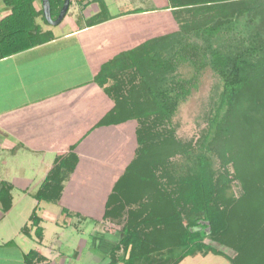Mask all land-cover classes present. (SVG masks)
<instances>
[{
    "label": "trees",
    "instance_id": "trees-1",
    "mask_svg": "<svg viewBox=\"0 0 264 264\" xmlns=\"http://www.w3.org/2000/svg\"><path fill=\"white\" fill-rule=\"evenodd\" d=\"M3 1L12 13L0 24V58L5 52L11 54L54 39L51 31H44L36 23L40 16L48 25L42 10H34L35 0ZM256 1L168 0L181 29L201 35L210 31V24L218 22L220 27L221 22H232L219 3H246L245 9L252 13L261 5ZM93 2L99 11L88 19V27L111 18L103 0ZM49 3L51 18L56 19L63 0H49ZM6 27L9 33L2 40ZM150 43L147 40L142 47ZM170 48V55L157 64L158 70L165 74L180 63L190 62L195 68L193 78L166 81L159 73H143L139 64L149 61L156 53L151 50L136 56L139 49H135L104 64L93 80L100 87L111 79L117 82V86L105 88L115 105L95 127L121 125L131 118L140 125L136 131L137 153L113 184L102 215L105 221L123 224V237L110 256L115 257L114 253L121 251L117 261L123 264H160L155 258L162 256L167 264H178L185 257L202 253L223 257L222 252L204 242L206 238L237 251L236 258L228 259L230 264H246L253 256L258 259L264 249V139L254 137L247 144L253 130L264 122V35L254 32L232 53L188 41L179 45L170 43ZM205 65L218 75L221 90L203 136L194 147L178 151L172 129L168 128L166 133L164 130L168 129L162 126L170 124L180 104L195 87L192 80H196ZM129 69L140 75L137 90L142 100L133 105L126 101L127 90H124L131 79L120 77ZM73 150L70 147L55 158L33 196L36 201L56 203L60 199L63 182L78 162ZM177 153L180 158L171 160ZM229 166L233 167L232 174ZM233 181L241 186L238 198L228 196ZM9 192L10 186L0 183L4 211L11 203ZM29 222L40 241L43 231L36 209ZM28 231L26 226L23 233L29 236ZM25 261L49 264L33 250L25 255ZM117 261L112 260L111 264Z\"/></svg>",
    "mask_w": 264,
    "mask_h": 264
},
{
    "label": "crops",
    "instance_id": "crops-1",
    "mask_svg": "<svg viewBox=\"0 0 264 264\" xmlns=\"http://www.w3.org/2000/svg\"><path fill=\"white\" fill-rule=\"evenodd\" d=\"M103 1L111 17L109 20L88 27V19L98 11L97 4L86 0L82 3L71 1L59 26H43L44 31L52 32L53 40L11 54L5 52L4 57L0 58V183L10 186L11 199L7 211H4L3 201L0 200V264H26L25 255L31 250L47 260L44 252L48 246L43 247L44 230L39 213L53 209L49 205L57 204L62 211H71L78 216H102L106 200L117 180L116 170L123 167L121 152L127 140L125 125L95 127L109 110H105L107 103L103 98L100 97V103L104 105L101 117L84 133L77 131L86 114L85 108L89 106V97H94V89L100 87L93 80L101 67L129 51V47L140 40L139 35L145 31L142 25L147 19L168 11V3L161 0L163 7L156 5L147 8L140 4L141 0ZM33 8L35 11L42 10L41 1L35 0ZM11 13V7L0 0V24ZM37 22L41 24L40 19ZM8 33L6 27L1 39ZM75 138L78 139L75 141ZM96 138L100 139L95 141ZM70 147L74 148L78 162L63 182L60 199L56 203L36 201L33 196L55 158ZM32 157L39 160V164H34L37 171L30 168L35 171L31 180L36 185L33 191H28L27 184L21 179L25 177V170L18 171L24 169L22 162L29 163V159L33 161ZM10 158L19 159L20 165L15 168ZM11 169L17 171L11 173ZM16 190L23 193V198L15 197ZM24 195L33 199V208L40 219L39 226L43 231L40 241L35 236V228L30 227L29 218L26 225L29 236L23 233L21 226L8 234L9 217L16 205L19 206L17 201H24ZM87 196L92 197L93 204L86 201ZM87 203L88 207L84 205ZM97 209L98 213H94ZM92 211L93 214L90 213ZM61 214L60 210V217ZM99 235L96 230L86 236L87 239L81 236L78 250L87 251L70 259L68 264H111L112 260L117 261V257H111L110 252L122 239L121 235L117 240L110 234L106 239ZM10 238L17 242L12 248L9 247ZM26 239L33 242V247L28 251L20 244H24ZM188 257L194 258L184 260L185 257L178 264L183 261L189 264H221V261L230 264L215 255L212 258ZM114 264L123 263L117 261Z\"/></svg>",
    "mask_w": 264,
    "mask_h": 264
},
{
    "label": "rangeland",
    "instance_id": "rangeland-1",
    "mask_svg": "<svg viewBox=\"0 0 264 264\" xmlns=\"http://www.w3.org/2000/svg\"><path fill=\"white\" fill-rule=\"evenodd\" d=\"M71 1L82 3L85 0H70V4ZM86 1H88V3L93 2V0ZM165 2L168 3V11H162L160 15L153 17L151 20L147 19L145 25H142V27L140 26L143 30L145 29V31H142L143 34L139 35L140 40H137L135 44H132V46L129 47V51L139 49L135 53L136 56L142 52H149L151 50V52H155L156 56L152 58L149 57V61H142L139 64V67L143 73L161 74L162 76H164L166 81L177 78L190 80L195 75V68L190 64V62L180 63L172 71H168L165 74L158 70L160 68L157 64L161 63L162 60L166 59L167 56L170 55V43H172L173 45L177 43V45H179L188 41L199 46L209 45L212 48L218 49L223 53H232L233 51L238 49V47L243 45L246 38H248L254 32H259L264 35V0L256 1L261 5L257 11H254L252 13H248V11L245 9L247 6L246 3L241 5H233V3H219V6H223L222 8L225 16L233 20L231 23H219L221 24L220 27L218 26V22L215 24H210V31L205 35L197 34V32L194 31L189 32V30L185 31L184 29H181V26L174 19L168 0H165ZM140 4L147 8H153L156 7V5H160V7H163L161 0H141ZM38 19H40L41 24L37 22ZM36 23L42 29L43 26H48L42 22L40 16L36 19ZM147 40L151 41L150 45L148 47H142ZM120 77L124 80H127L129 78L131 79V83H127L130 84L129 87L124 88V90H127V94L125 92V96H127L128 100L126 101L130 105L137 104V101L142 100L137 90L140 75L137 76L133 69H129L127 71H124V74L122 76L120 75ZM192 83H194L195 87L191 90L185 101L180 104L177 111L172 116L170 124H165L164 126H162L166 129H172V138L174 139L175 146L177 147L178 145V151H180V149L188 150L189 148L194 147L203 136L207 129L208 118L221 90L220 79L209 65H205L201 69L200 73L196 77V80H192ZM114 85L117 86V82L111 79L105 86L94 89V97L95 95L97 97H89V106L88 108H85L86 114L83 115V120L81 121V124L79 126V131L76 130L77 133H84L85 129L89 128L90 125H94V123H96V121L101 117V114L104 112V105L100 103L102 101H100L101 98H103V100H105V102L107 103L105 110L109 109L108 112L112 110L115 105V101L111 97V95H108L105 88L113 87ZM129 90H131V92H129ZM262 113H264V109L262 110ZM262 116H264V114ZM263 124L264 122L259 125V129L253 130V136L251 138L247 137V144L249 142H253L255 138L264 139ZM121 125H125L124 131L126 133L127 140L125 148L121 152V158L123 160L121 164L123 167L121 170H116L117 178L123 173L124 168H126V166L134 159L139 148V140L136 134V131L140 126L138 124V121L134 118H131ZM164 131L167 133L169 132V129ZM77 139L78 138H75V141ZM99 139L100 138H96L95 141H98ZM66 140L71 141L72 138H66ZM240 146H242L241 148H243L244 145L240 144ZM171 151L174 153L173 150ZM179 158V153H177L176 155L172 156L171 160H178ZM34 159L35 158H33V161H30L29 159V163L25 162L24 164L22 162V168L24 169H20L18 171L21 172L22 170H25V177L21 179H24L25 183L27 184L26 187L29 188L28 191H33L32 188L35 189L36 185L31 180L33 177L32 174L35 173V171H32V169L34 168L37 171V167H35V165L39 164V160ZM19 161V159L10 158V162L15 164V168L20 165L21 162ZM228 169L232 174L233 167L229 166ZM16 171L17 170L11 169V173ZM14 193L16 198H18V196H20V198H23V196H21L23 194L22 192H17L16 190ZM241 193L240 183L237 181H233L228 191V196L238 198ZM87 197L89 198H85L86 201H90L88 203L93 204L94 202L92 201V197ZM88 203L84 205L88 207ZM17 204L19 206L16 205L15 210L9 217V235L13 232V229L15 231L17 227L21 226L22 230L26 227V225L28 224V218L35 208L33 199H31V197L27 195H24V201L20 199L19 201H17ZM49 206H51L50 208L53 209H48L46 212H40L39 215L42 219L41 226L44 230L43 247L48 246V250H45L44 253L47 255V260L50 264H68L70 259H73L77 255L79 256L81 254H84L87 249L80 250L79 248L78 250V247H81L80 240L82 239V237L87 239L86 236L92 234L93 231H99V233L101 234L99 236H104L105 239L109 234V236L113 237L115 240L119 239V235L123 237L121 233L123 224H118L114 221H105L102 216H78L71 211H62L61 207H58L57 204H52ZM60 210L62 213L61 217ZM18 213H20V215ZM90 213L93 214V211ZM94 213H98V209ZM56 218L58 219L56 220ZM206 233H208V229L206 230ZM8 242L10 248L13 247V244H17V242L15 240H12L11 238ZM56 242H60V244H56ZM204 242L222 252L224 256L220 257L227 261L228 259L236 258V256L238 255L235 249L210 242L206 238ZM20 244L22 245L21 247L26 249V251L33 247V242L29 239H26L24 244ZM50 246H52V251L50 250L49 252ZM114 254L117 258H120L122 256L121 251ZM194 256L207 258L214 257V255H212L211 253L196 254ZM193 258L194 257H187L184 260H191ZM253 258L254 259L248 261L246 264H264V249L259 252L258 259L255 258V256H253ZM165 259L166 258L164 256L155 258V260L160 264H167ZM187 262L188 261H183L181 262V264L190 263ZM221 262V264H225L223 263L224 261Z\"/></svg>",
    "mask_w": 264,
    "mask_h": 264
},
{
    "label": "water",
    "instance_id": "water-1",
    "mask_svg": "<svg viewBox=\"0 0 264 264\" xmlns=\"http://www.w3.org/2000/svg\"><path fill=\"white\" fill-rule=\"evenodd\" d=\"M40 1H41V7H42V14H43V17L46 20V22L50 26L59 25L62 22V20L64 19V16L68 11L70 0H63L62 7H61L59 14L56 17V19L51 18L49 0H40Z\"/></svg>",
    "mask_w": 264,
    "mask_h": 264
}]
</instances>
